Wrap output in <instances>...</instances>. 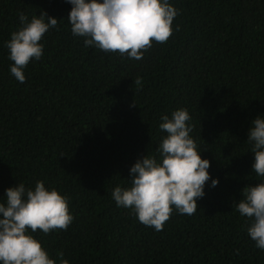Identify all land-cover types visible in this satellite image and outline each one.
Wrapping results in <instances>:
<instances>
[{
    "label": "trees",
    "instance_id": "trees-1",
    "mask_svg": "<svg viewBox=\"0 0 264 264\" xmlns=\"http://www.w3.org/2000/svg\"><path fill=\"white\" fill-rule=\"evenodd\" d=\"M169 2L180 10L171 38L134 60L85 47L71 32L67 0H0V202L8 187L38 180L69 198L67 230L32 233L57 261L63 252L69 264H264L251 221L233 204L264 180L252 172L247 141L264 115V0ZM42 10L59 27L44 35L43 55L21 83L6 43L20 13L30 20ZM181 108L219 183L205 184L195 214L174 209L156 231L111 193L130 187L138 159L160 160L161 116Z\"/></svg>",
    "mask_w": 264,
    "mask_h": 264
},
{
    "label": "clouds",
    "instance_id": "clouds-1",
    "mask_svg": "<svg viewBox=\"0 0 264 264\" xmlns=\"http://www.w3.org/2000/svg\"><path fill=\"white\" fill-rule=\"evenodd\" d=\"M72 8L67 17L74 36L83 37L85 47L141 60L153 42L166 43L173 33V21L180 10L169 0H67ZM21 27L11 33L10 73L25 82L24 69L34 58L40 60L44 35L59 27L58 18L46 11L29 20L20 13ZM179 26H177L178 29ZM137 86L142 79L135 78ZM187 109H177L161 116L160 130L167 133L157 147L160 160L149 155L138 159L130 168L131 185L112 190L118 206L131 209L139 222L161 231L175 209L180 214H195L197 199L205 195V184L211 179L210 161L202 158L197 144L189 135L192 126ZM257 177L264 178V115H257L248 129ZM218 178L211 179L216 187ZM0 202V264H69L64 253L51 258L40 240L32 233L45 235L53 230H67L74 217L69 211V198L56 188L38 180L34 188L24 183L5 190ZM235 210L251 221L247 233L258 249L264 250V180L241 189V198L233 202ZM30 230V231H29Z\"/></svg>",
    "mask_w": 264,
    "mask_h": 264
}]
</instances>
